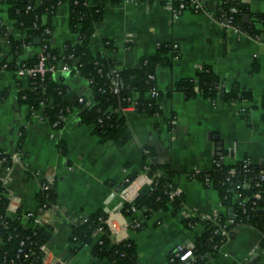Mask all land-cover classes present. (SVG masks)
Here are the masks:
<instances>
[{
    "label": "crops",
    "instance_id": "1",
    "mask_svg": "<svg viewBox=\"0 0 264 264\" xmlns=\"http://www.w3.org/2000/svg\"><path fill=\"white\" fill-rule=\"evenodd\" d=\"M171 1L118 0L107 4L91 37V51L106 54L119 68L137 66L140 57L153 55L164 41L180 49L172 66L161 67L156 74L161 113L151 115L133 106L124 108L132 136L122 146L101 142L92 126L79 121L76 107L61 127L43 119L41 109L29 113L17 99V85L27 88V76L18 77L0 67V151L7 156L0 158V186L10 200L6 213L26 228H46L50 235L45 242L48 264H112L93 257L89 245L73 250L77 244L70 239L71 227L82 221V214L102 212L105 207L109 208V226L121 229L126 225L125 233L121 230L117 239L126 237L134 242L138 264H170L171 250L191 244L204 231L201 223L185 227V217L228 214L216 190L194 174L210 170L215 157L227 164L246 159L264 165V118L258 109L264 95V42L219 21L214 12L220 0H205L208 11L202 12L188 8L177 12ZM241 1L251 11L264 12V0ZM0 21L15 38L24 36L23 30L13 27L5 3L0 4ZM51 25L52 46L76 40L69 29L66 3L57 7ZM104 38L112 42L114 50H104ZM9 50L7 40L0 37V61ZM38 51L29 45L23 54L31 56ZM253 62L258 64L255 72L250 71ZM204 64L210 65L224 83L236 80L252 92L248 105L255 107L247 116L242 112L244 102H213L201 96L187 99L182 92L172 90L173 82L195 76ZM53 75L68 86L70 98H85L87 105L93 103L88 81L71 72L70 67H60ZM219 146L221 157L217 155ZM146 148L154 150L151 160L155 164L170 166L176 172L171 178L183 193L184 204L180 213L173 214L171 209L153 212L142 228L134 230L128 226L137 214L125 216L120 208L151 188L154 176H148L140 166L141 151ZM133 174L136 176L122 186ZM42 181L55 185L53 207L38 204L36 195ZM262 238L257 230L237 225L234 236L209 257L208 264H264Z\"/></svg>",
    "mask_w": 264,
    "mask_h": 264
},
{
    "label": "trees",
    "instance_id": "2",
    "mask_svg": "<svg viewBox=\"0 0 264 264\" xmlns=\"http://www.w3.org/2000/svg\"><path fill=\"white\" fill-rule=\"evenodd\" d=\"M117 1L0 0V4L7 5V16L13 20V27L24 31V36L17 39L13 31L0 21V37L5 38L10 47L7 56L0 61V67L11 70L16 75L19 67L37 66L40 54L45 56L46 67L58 69L62 65H68L71 72L88 81L93 102L91 105H87L85 98L82 100L70 98L68 86L61 79H56L52 71L28 75L27 88L21 89L20 85H17L18 101L28 108L29 113L41 109L43 119L54 127H61L67 114L76 107L79 110V121L92 126L93 133L101 142L110 141L122 146L132 136L124 108L133 106L139 112L151 115L161 113L158 104L160 92L156 98L150 97L148 92L157 87L158 69L170 68L173 60L179 57L180 49L175 43L164 41L158 44L153 55L140 57L137 66L121 68L117 67L116 61L106 54L93 53L89 44L95 26L103 17L105 6ZM198 1L201 4L199 10L191 6V0H172L171 5L177 9L179 3L183 2L185 8L194 12L208 11L206 1ZM63 3L68 5L69 29L76 34V40L65 41L62 46H52L51 17ZM214 14L227 26L264 42V12L251 11L248 4L241 0H220ZM244 14L249 15L248 22H243ZM46 29H49L50 33H46ZM37 38L39 43L34 44ZM102 44L104 50H114L110 40L104 38ZM29 45L38 48L39 51L31 56H25L23 49ZM8 56H11L10 60H7ZM257 70L258 64L253 62L250 71ZM113 78L119 81L117 92L111 89ZM172 90L182 92L187 99L201 96L213 102L217 99L225 103L244 102L242 110L244 117L247 116L249 109L255 107L253 104L248 105L253 99L250 90L245 89L236 80L224 83L207 64H204L195 76L173 82ZM1 95L3 96L4 92ZM258 109L264 118V95L260 98ZM59 146L65 152L62 142H59ZM141 154V169H144L148 176H154L153 183L146 194L137 196L132 202L124 203L120 208L121 213L125 216L131 215L132 205L141 210L144 220L157 210L171 209L173 214L177 213L184 204V196L179 192L170 197L175 186L171 177L176 172L170 166L155 164L151 160L154 155L152 148H146ZM3 157L7 156L0 151V158ZM164 169V173L160 172ZM135 176L131 175L129 180ZM194 177L214 188L220 204L225 208L233 207L235 217L227 226L223 225L228 220L224 214H217L214 219L204 218L200 214L183 219V224L187 228L196 223L204 225L203 233L191 243L193 259L189 264H208L209 257L215 256L220 246L234 236V228L237 225H246L260 232L263 235L261 245H264V165L249 163L244 168L242 160L221 164L220 159L215 157L210 170L196 173ZM46 183L45 181L40 183L36 198L41 207L50 208L56 203L57 192L52 183L47 184L46 189L41 188V185ZM127 184L125 182L122 186ZM4 192L0 186V264H43V253L39 246L45 243L50 235L44 227L26 228L19 220L10 219L6 213L10 200ZM236 197L243 198L241 204L235 201ZM106 218V214L102 215L101 211H96L87 215L80 223L72 225L70 239L77 244L73 250L89 245L93 257L105 258L112 264H138L134 242L130 239L115 240L105 222ZM143 226L144 222H141L135 229L139 230ZM98 228L101 233L97 237ZM223 230L226 232L225 236L221 233ZM176 252V249L170 251L168 256L170 264H183L176 256ZM24 253L28 254L27 258L24 257Z\"/></svg>",
    "mask_w": 264,
    "mask_h": 264
},
{
    "label": "built area",
    "instance_id": "3",
    "mask_svg": "<svg viewBox=\"0 0 264 264\" xmlns=\"http://www.w3.org/2000/svg\"><path fill=\"white\" fill-rule=\"evenodd\" d=\"M172 2V1H171ZM191 6L195 9V10H199L201 9V4L198 0H191ZM176 9V8H175ZM183 9H186L184 7V4L183 2H180L178 7H177V12H180L181 10ZM46 33H50V30L49 29H46L45 30ZM45 56L43 54H40V57H39V62H38V65L33 67V68H21L19 67L16 71V76L18 77H23V76H28V75H33L34 73L38 72L40 74H43L45 71H52V73L56 70V69H53L52 67H46L45 66ZM5 66V65H4ZM61 68L63 70H66L69 68L68 65H62ZM77 72V71H75ZM112 83H113V86L111 87L112 91L113 92H117L118 91V84H119V81L118 80H115L114 78L112 79ZM149 96L152 97V98H156L158 97L159 95V90L157 87H154L152 88L151 90H149L148 92ZM80 100H82V98H79ZM243 161V167H247L249 165V161L244 159L242 160ZM232 172V171H231ZM144 177L147 179V176L144 174ZM228 179V178H227ZM125 182L129 183V178H126L125 179ZM47 184H50V183H46V184H42L41 185V188L43 189H46L47 188ZM179 189L174 186V189L172 191V193L170 194V197L173 195V194H177L179 193ZM235 201L238 202L239 204L242 203L243 201V198L242 197H236L235 198ZM42 208H45V207H42ZM130 211L132 212V214H137L135 215L131 221H130V224H129V228H132V229H135L136 227H138L141 222L144 221V217L142 216V212L140 209H138L136 206L132 205L130 207ZM108 218V217H107ZM211 219H214V217H211ZM105 222L107 223V225L109 226V219H106ZM231 220H227L224 222V226H227L228 224H230ZM113 235L116 237V240H120L119 238L117 239V236H120L122 231L125 233L126 231V225H124L123 227H121V229L119 227H114V226H109ZM122 230V231H121ZM101 233V230L100 228H98L97 230V237L98 235H100ZM222 235H226V232L223 230L222 232ZM124 235V234H123ZM121 239H126V237H123ZM21 245L23 244V242L21 241L20 243ZM39 249L42 251L43 255H42V263L43 264H48L45 262V252H46V247H45V243L41 244L39 246ZM176 256L178 257V259L183 262V264H189L190 261L193 259V253H192V245L189 244V245H186V246H179L176 248ZM24 257L27 258L28 257V254L27 253H24ZM56 264H63L61 261L56 263Z\"/></svg>",
    "mask_w": 264,
    "mask_h": 264
},
{
    "label": "water",
    "instance_id": "4",
    "mask_svg": "<svg viewBox=\"0 0 264 264\" xmlns=\"http://www.w3.org/2000/svg\"><path fill=\"white\" fill-rule=\"evenodd\" d=\"M248 21H249V15L248 14H244L243 15V22H248ZM38 43H39V39L37 38V40L34 41V44H38ZM217 151H218L217 155L219 157H221L222 156V152H221L222 151V147H220V146L217 147ZM220 162L222 164L223 161L220 160ZM108 212H109V208L108 207H105V208H103L101 214L104 215V214H107ZM227 212H228L227 218L229 220H232L235 217V215H234V208L233 207H229L228 210H227ZM82 217L85 218L86 215L85 214H82Z\"/></svg>",
    "mask_w": 264,
    "mask_h": 264
},
{
    "label": "rangeland",
    "instance_id": "5",
    "mask_svg": "<svg viewBox=\"0 0 264 264\" xmlns=\"http://www.w3.org/2000/svg\"><path fill=\"white\" fill-rule=\"evenodd\" d=\"M179 213H180V211H179ZM179 213L177 214V215H179ZM184 225V224H183Z\"/></svg>",
    "mask_w": 264,
    "mask_h": 264
}]
</instances>
